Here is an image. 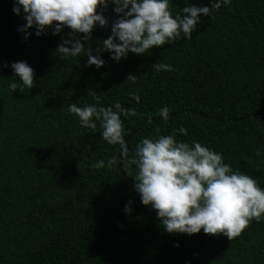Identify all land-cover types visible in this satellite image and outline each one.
<instances>
[{"label":"trees","instance_id":"16d2710c","mask_svg":"<svg viewBox=\"0 0 264 264\" xmlns=\"http://www.w3.org/2000/svg\"><path fill=\"white\" fill-rule=\"evenodd\" d=\"M170 4L175 15L210 0ZM13 7L14 0H0V264H264V220H253L231 241L203 230L169 234L142 204L136 167L128 163L141 140L156 138L159 129L222 153L233 170L264 188V0L222 4L202 16L191 39L181 34L144 55L117 62L102 52L99 69L87 66L83 54L61 59L56 53L70 29L36 36L32 28L26 39L23 9L16 15ZM113 8L104 10L109 25H97L84 42L94 53L111 35ZM17 61L34 69L32 89H9L19 80L11 68ZM157 61L175 71L155 72ZM130 74L135 82L126 80ZM130 93L140 96L139 104ZM116 102L138 113L122 117L127 157L103 139L99 123L95 131L84 128L68 112L72 103ZM165 106L167 121L158 115ZM113 156L118 166L92 167Z\"/></svg>","mask_w":264,"mask_h":264},{"label":"clouds","instance_id":"9594fccd","mask_svg":"<svg viewBox=\"0 0 264 264\" xmlns=\"http://www.w3.org/2000/svg\"><path fill=\"white\" fill-rule=\"evenodd\" d=\"M109 3L114 5L117 18L111 22V35L98 44L94 53L84 42L91 40L97 25L102 28L109 25V18L104 15ZM230 3L231 0H210L208 6H186L173 15L170 0H14L13 12L20 15L23 9L26 24L20 31L26 39L31 35L28 29L32 28L36 36L46 34L49 28L53 35L60 34L64 28L70 29L56 53L61 59L83 54L87 57V66L95 65L99 69L105 65L101 57L105 51L119 62L129 53L144 55L153 48L163 47L181 34L191 39L202 16H211L222 4ZM11 68L19 77L9 84L11 91L19 88L23 92L35 86V71L27 62H13ZM152 69L175 71L172 65L159 61ZM136 79L137 75L130 74L126 80L135 82ZM88 94L96 95L95 91ZM130 95L139 104L140 96ZM169 111L168 107H162L158 115L167 121ZM68 112L78 117L84 128L95 131L99 123L103 139L110 145H118L121 155L128 156L122 117L137 116L135 107L127 108L119 102L109 107L95 104L80 107L72 103ZM156 132V138L141 140L128 163L136 167L135 190L142 204L156 211L167 233L194 235L203 230L206 235H223L231 241L241 236L253 220H264V188L256 179L233 170L224 162L222 153L200 142L179 141L175 133L160 135L159 129ZM178 132L188 135L183 126ZM118 164L117 157L113 156L107 161L96 160L92 167L113 168ZM131 203L124 209L126 213L131 211Z\"/></svg>","mask_w":264,"mask_h":264}]
</instances>
